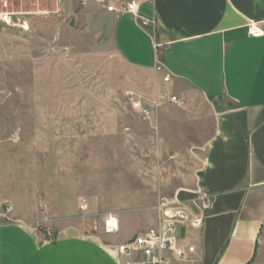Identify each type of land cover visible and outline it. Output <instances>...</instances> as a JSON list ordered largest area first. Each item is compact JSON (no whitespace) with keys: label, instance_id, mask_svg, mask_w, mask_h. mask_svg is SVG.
Masks as SVG:
<instances>
[{"label":"rangeland","instance_id":"rangeland-1","mask_svg":"<svg viewBox=\"0 0 264 264\" xmlns=\"http://www.w3.org/2000/svg\"><path fill=\"white\" fill-rule=\"evenodd\" d=\"M0 11L27 28L0 27V201L13 221L129 240L156 224L160 203L199 190L215 118L198 96L126 65L56 0H0ZM195 196L179 202L197 212ZM250 264H264V224Z\"/></svg>","mask_w":264,"mask_h":264},{"label":"crops","instance_id":"crops-1","mask_svg":"<svg viewBox=\"0 0 264 264\" xmlns=\"http://www.w3.org/2000/svg\"><path fill=\"white\" fill-rule=\"evenodd\" d=\"M127 1L105 3L118 8ZM136 1L153 27L109 13L99 0H56L97 37L105 33L126 65L161 78L159 63L176 95L194 94L209 107L215 133L204 150L199 190L175 199L203 193L211 204L201 227L178 225L177 238L189 264H250L264 224V35L251 37L247 28L256 23L264 33V0ZM133 238L104 243L66 228L48 239L16 220L0 229V264H128L139 256H121L115 247Z\"/></svg>","mask_w":264,"mask_h":264},{"label":"built area","instance_id":"built-area-1","mask_svg":"<svg viewBox=\"0 0 264 264\" xmlns=\"http://www.w3.org/2000/svg\"><path fill=\"white\" fill-rule=\"evenodd\" d=\"M99 1L107 12L129 15L145 29L153 27L155 24L153 18L139 14V3L136 0L124 2L118 8L105 3V0ZM17 24H21L22 29H27L25 28L26 23L24 21H20L12 13L0 11V27H14ZM247 31L251 37H262L264 35L262 29L256 23H250ZM153 32L152 35L154 37ZM159 47V44H154L155 51ZM155 72L162 74L163 82L167 83L170 81V73L159 63L155 66ZM172 101L177 106L183 105L182 101L175 97L172 98ZM143 113L148 115L146 109H143ZM210 204V198L203 193H199L197 199L192 201V205L195 206L197 212L193 211L192 207H188L187 204L181 203L176 199L160 203L156 208V224L152 228L135 236L129 242L116 246V252L124 257L139 256L138 260H133L128 264H189L192 260L188 258L184 246L181 245L180 240L177 238V226L200 228L202 213L209 208ZM79 207L80 210H84L86 205L82 204ZM12 212L13 208L9 203L0 201V229L5 224L15 222L11 218ZM103 231L106 235L116 234L118 232L117 219L112 215L107 216L103 221ZM45 234L48 239L54 238V234H51L48 230Z\"/></svg>","mask_w":264,"mask_h":264},{"label":"bare ground","instance_id":"bare-ground-1","mask_svg":"<svg viewBox=\"0 0 264 264\" xmlns=\"http://www.w3.org/2000/svg\"><path fill=\"white\" fill-rule=\"evenodd\" d=\"M115 223H116V220H115Z\"/></svg>","mask_w":264,"mask_h":264}]
</instances>
